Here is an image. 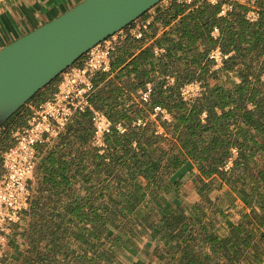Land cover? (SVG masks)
I'll return each instance as SVG.
<instances>
[{
  "label": "crops",
  "instance_id": "1",
  "mask_svg": "<svg viewBox=\"0 0 264 264\" xmlns=\"http://www.w3.org/2000/svg\"><path fill=\"white\" fill-rule=\"evenodd\" d=\"M81 1L0 0V49ZM263 1L161 0L117 33L108 68L91 78L90 102L126 130L97 145L87 109L35 144L30 206L10 225L3 264H264V53L256 43L264 42ZM216 48L227 55L217 68ZM230 58L236 65L221 70ZM238 68L249 72L259 101L246 102L238 120L247 147H230L228 168H200L174 129L176 104L194 102L181 99L180 87L231 89L241 83ZM60 75L0 127V177L14 131L52 96ZM237 158L245 161L234 165Z\"/></svg>",
  "mask_w": 264,
  "mask_h": 264
},
{
  "label": "built area",
  "instance_id": "2",
  "mask_svg": "<svg viewBox=\"0 0 264 264\" xmlns=\"http://www.w3.org/2000/svg\"><path fill=\"white\" fill-rule=\"evenodd\" d=\"M191 4L192 0H175ZM217 4L220 0H205ZM234 3L254 5V0H231ZM119 32V31H118ZM91 47L84 55L80 66L72 65L61 73L56 91L34 110L28 124L14 131V143L2 154L3 172L0 177V259L10 235V225L19 220L20 212L30 206L32 189L29 186L35 168L34 146L59 134L77 112L90 109L93 125V142L103 146L104 137L111 130L124 133L126 128L121 123H113L103 112L94 109L90 96L94 89L92 76L106 70L110 52L114 49L117 33ZM227 57L218 48L214 49L212 59L217 68ZM204 86L199 81H191L180 87L179 94L184 101H193L200 97ZM151 86L147 84L141 92L142 101H147ZM155 114L163 113L160 107L154 108ZM136 126L143 123L138 120ZM229 159L224 167L230 166ZM0 264H3L0 260Z\"/></svg>",
  "mask_w": 264,
  "mask_h": 264
},
{
  "label": "water",
  "instance_id": "3",
  "mask_svg": "<svg viewBox=\"0 0 264 264\" xmlns=\"http://www.w3.org/2000/svg\"><path fill=\"white\" fill-rule=\"evenodd\" d=\"M161 0H82L0 49V127L91 47Z\"/></svg>",
  "mask_w": 264,
  "mask_h": 264
},
{
  "label": "trees",
  "instance_id": "4",
  "mask_svg": "<svg viewBox=\"0 0 264 264\" xmlns=\"http://www.w3.org/2000/svg\"><path fill=\"white\" fill-rule=\"evenodd\" d=\"M264 3V1H263ZM261 5H264V4ZM259 45L258 54L264 53V42H256ZM221 51H226L222 42H220ZM236 65L233 60L224 61L221 70L232 69ZM264 72V63L261 67ZM237 75L241 78V83L233 88H224L220 84H216L188 106L180 101L175 106L176 115L175 131L180 129L181 144L187 154H189L192 146L193 154L198 157L191 158L193 163L200 168H216L224 165L225 158L230 154V147L237 149L246 148L247 144L239 141V136L245 140L247 130L239 128L238 120L241 116L242 109L246 102H259L257 90L251 88L248 79L249 72L243 68L236 70ZM256 81L259 82L258 78ZM51 84V83H50ZM204 86V83H202ZM205 87V86H204ZM40 91L32 98L34 99ZM229 107L227 110L226 108ZM215 108H219L221 113L215 112ZM206 112L205 122H200V115ZM233 126V128H231ZM185 160H174V165L183 163ZM245 159H234V165H239ZM240 162V163H239ZM172 160H168L165 164L167 169L172 165Z\"/></svg>",
  "mask_w": 264,
  "mask_h": 264
},
{
  "label": "bare ground",
  "instance_id": "5",
  "mask_svg": "<svg viewBox=\"0 0 264 264\" xmlns=\"http://www.w3.org/2000/svg\"><path fill=\"white\" fill-rule=\"evenodd\" d=\"M120 31V30H119ZM74 65V64H73Z\"/></svg>",
  "mask_w": 264,
  "mask_h": 264
}]
</instances>
